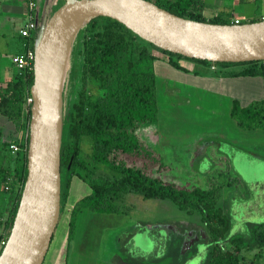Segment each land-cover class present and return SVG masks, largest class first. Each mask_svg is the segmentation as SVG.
Instances as JSON below:
<instances>
[{"label":"trees","instance_id":"1","mask_svg":"<svg viewBox=\"0 0 264 264\" xmlns=\"http://www.w3.org/2000/svg\"><path fill=\"white\" fill-rule=\"evenodd\" d=\"M157 6L177 15L210 23H232L231 16L218 12L204 18L191 8L198 7V0H149ZM255 9L250 19L261 20L260 0H253ZM39 24L31 31L30 39L21 42L32 45ZM79 61L76 87L67 102L62 118L59 148V214L64 210L70 178L76 176L89 188V192L77 198L69 207L66 239L69 240L76 213L87 209L97 213H117L116 201L124 194L132 193L143 199L167 200L186 213H199V223L205 228L210 241L207 255L201 264H258L261 247H264V223L252 224L246 233L228 235L229 217L217 206L220 185L209 181L205 187L185 186L164 180L160 172L165 170L160 157L135 134L142 123L154 122L157 117L156 83L153 61L156 50L166 57V62L182 71H188L177 59L214 69L215 64L225 70L223 76L260 77L262 96L245 105L232 99L228 116L243 130L264 129V61L210 62L181 56L157 48L138 37L123 24L107 17L97 16L84 24L79 41L72 48ZM213 66V68H211ZM194 67L190 72L197 74ZM200 69V68H199ZM32 83V68L16 70L10 79L0 83V115L12 123L19 132L18 138L1 141L3 149L11 143L19 149L11 166L0 165V185L7 193V216L4 221L6 238L18 203L26 175V146L29 105L25 102ZM86 136L90 141L89 154L80 155L79 141ZM1 164V163H0ZM97 164L114 172L111 177L95 172ZM189 223V221H188ZM145 222H139L135 230H145ZM157 229V228H156ZM156 229L149 228L153 234ZM153 231V232H152ZM53 235V234H52ZM157 236V234H156ZM155 236V238H156ZM52 238V237H51ZM51 240V239H50ZM257 248L252 258L245 259L240 251ZM194 248L186 256L194 253ZM177 254V253H176ZM185 256V257H186ZM182 257V258H185ZM178 264V263H177Z\"/></svg>","mask_w":264,"mask_h":264},{"label":"rangeland","instance_id":"2","mask_svg":"<svg viewBox=\"0 0 264 264\" xmlns=\"http://www.w3.org/2000/svg\"><path fill=\"white\" fill-rule=\"evenodd\" d=\"M237 1L198 0L199 6L191 10L204 18H211L221 12L240 22L250 19L255 9L254 1L246 0L248 3L243 4V8L231 11V5H235ZM260 1V15H264V0ZM83 26L84 24L79 25L76 30L67 54L70 64L60 92L63 113L77 83L80 63L75 60L72 48L79 41ZM15 48L16 44L6 45L0 39V83L4 72L15 71L12 65ZM160 55L166 58L163 54ZM194 65L198 69L197 74L182 71L168 63L164 66L165 69L156 66L157 117L154 122L140 124L134 132L165 165V170L160 172V177L164 180L185 186L205 187L209 181L220 185L216 204L229 217L227 234H247L252 224L264 223V158L257 159L259 155L264 157V129H238L237 146L226 140L221 141L217 130L225 127L232 131L233 127L229 122H234L228 117L230 100L226 95L218 93L220 91L214 90L212 83L219 86L224 84L226 89L231 86L240 88L245 94L236 100L244 105L250 99L261 97V79L223 76L221 74L225 68L217 64L214 69ZM2 122H6L10 129L0 130V145L1 141L19 136L11 122L0 115V123ZM89 147V139L82 136L79 141L80 155H88ZM236 149L240 151L235 153ZM248 153L258 157H248ZM95 172L107 177L114 175L113 171L101 164L96 165ZM243 199L253 202L251 208L248 207L249 203L240 202ZM116 203L121 212H77L79 216L76 213L69 247L71 245L82 253L104 254L111 264L202 263L210 241L205 228L199 223V213L193 211L189 214L167 200L143 199L132 193L124 194ZM64 210L53 237L59 234L61 228L64 227V231L67 229V218L66 221L63 219ZM188 221L189 223H185ZM139 222L147 223L141 233L135 230ZM149 228L157 229L150 234ZM3 231L0 227V235L4 234ZM156 234L160 237L155 238ZM193 248L194 253L186 256ZM255 252H258L257 248L242 250L240 255L250 259ZM257 263L264 264V247L260 249Z\"/></svg>","mask_w":264,"mask_h":264},{"label":"water","instance_id":"3","mask_svg":"<svg viewBox=\"0 0 264 264\" xmlns=\"http://www.w3.org/2000/svg\"><path fill=\"white\" fill-rule=\"evenodd\" d=\"M107 16L159 49L210 62L264 60V19L219 24L177 16L149 0H63L33 40L26 175L0 264H41L59 214L60 71L79 25Z\"/></svg>","mask_w":264,"mask_h":264},{"label":"crops","instance_id":"4","mask_svg":"<svg viewBox=\"0 0 264 264\" xmlns=\"http://www.w3.org/2000/svg\"><path fill=\"white\" fill-rule=\"evenodd\" d=\"M62 1L63 0H33L34 8L31 11V17L33 21L40 25L42 20L47 18L51 14V12L62 3ZM247 3L248 1L246 2V0L244 2H242L241 0H238L235 3V5H231V11L234 9H240V7L243 8L242 7L243 4H247ZM26 4H27V0H0V39H3L6 45H9L12 43L13 45L16 44V48H15L16 52H14V54H17L22 51V42H21V37L18 35V30L24 25V23L27 20L28 12L26 8ZM234 19H237V18H234ZM5 37L8 40L4 39ZM152 53L156 56V59H154L153 61V71H154V76L156 78V75H155L156 66L158 65V68L165 69L164 66L167 64V62H166V58L162 57L159 54V52H157L156 50H152ZM176 61L178 65L187 69L188 71H190L191 69L195 67L194 63L190 61H182L180 59ZM12 73L13 71L10 73L4 72L1 82H4L10 79V77L12 76ZM212 87L214 88V90L220 91L218 93L226 95L228 99L230 100V102L232 99H237L238 97L245 94L243 91L239 90L240 88L231 86L230 88L226 89L224 84L219 86L216 83H212ZM261 96H262V80H261ZM229 123H230L229 125L233 127L232 131H230L229 128L224 127V128L217 130V134L221 136V138L219 137L221 141L226 140V141H229L227 143L237 146L236 144V141H238L237 132L238 131L240 132V130H238L240 128H238L237 126L235 128L234 127L235 124H232L231 122ZM4 129H7V130L10 129V126L6 122H2V124L0 123V130L3 131ZM227 136L228 138H226ZM207 144H209V142ZM202 145H205V144H202ZM239 151H240L239 149H236L234 152L238 153ZM248 157L257 158L258 156L256 157V154L253 156L249 154ZM260 158H264V157L259 155V158L257 159H260ZM13 161H14V154L7 151L6 149H3L2 145H0V163H1L0 165L6 166V164H8L9 166H11ZM74 191L76 193H74ZM0 192H1L0 194V227H2L4 230L3 223L7 216V198H6L7 193L5 192L3 187H0ZM88 192H89L88 186H86V184L83 183L80 179H78L76 176H72L70 178L68 189H67V196H66L65 203H64V209H65L64 210L65 215L63 217L64 221H66V218L68 219V210L71 204L77 198H79L82 195L87 194ZM72 193L75 196L73 198H72ZM247 200L243 199V200H240V202L243 201L244 203H249L250 206L248 207L251 208V206L253 205V202L250 201V199L248 201ZM83 211H89V210L81 209L78 211V213L81 214L83 213ZM79 214L77 216H79ZM185 223H188V222H185ZM56 227H57V224H56ZM143 231L144 230H137L136 232L141 233ZM64 232H65V235H64ZM54 233L55 232H53L52 238L49 242L47 251L45 253V256L41 264H66L67 262L68 264H97L98 262H102V264H107V263L111 264L110 263L111 261H107V256L104 254H100V253L98 254V253H93V252H83L82 253L80 250L75 249L74 247L73 249L71 245L69 247V240L66 239V231H64V227L60 229L59 234H57L56 237H53ZM157 237H160V236L157 234L156 238Z\"/></svg>","mask_w":264,"mask_h":264},{"label":"built area","instance_id":"5","mask_svg":"<svg viewBox=\"0 0 264 264\" xmlns=\"http://www.w3.org/2000/svg\"><path fill=\"white\" fill-rule=\"evenodd\" d=\"M26 8H27V20L24 23V25L19 28L18 30V35L21 38H26V39H30V35H31V31H33L35 29V22L33 21L32 17H31V11L34 8V3L33 0H27V4H26ZM261 19H264V15L261 16ZM233 24H238V19H233L232 20ZM34 40V38H33ZM32 60H33V44L29 45V44H25L22 42V51L14 54L12 57V65L16 70H27L30 69V67L32 68ZM264 61V60H263ZM211 68H213V66H211ZM25 102L27 104L31 103V97L28 96L25 99ZM19 149V147L14 144L11 143L9 145V150L10 152H15ZM8 186L5 185L4 189H7ZM4 237L0 238V248L1 246L4 244Z\"/></svg>","mask_w":264,"mask_h":264},{"label":"bare ground","instance_id":"6","mask_svg":"<svg viewBox=\"0 0 264 264\" xmlns=\"http://www.w3.org/2000/svg\"><path fill=\"white\" fill-rule=\"evenodd\" d=\"M70 61H69V57L64 60L62 67H61V71H60V83H59V90L61 92L66 75H67V71H68V67H69Z\"/></svg>","mask_w":264,"mask_h":264}]
</instances>
